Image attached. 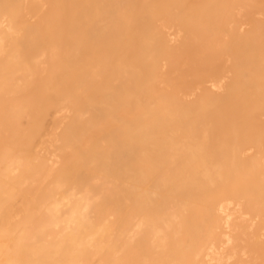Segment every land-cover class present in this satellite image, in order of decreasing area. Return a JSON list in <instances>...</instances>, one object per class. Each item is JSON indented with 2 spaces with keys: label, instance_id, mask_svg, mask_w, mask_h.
Here are the masks:
<instances>
[{
  "label": "bare ground",
  "instance_id": "obj_1",
  "mask_svg": "<svg viewBox=\"0 0 264 264\" xmlns=\"http://www.w3.org/2000/svg\"><path fill=\"white\" fill-rule=\"evenodd\" d=\"M0 264H264V0H0Z\"/></svg>",
  "mask_w": 264,
  "mask_h": 264
}]
</instances>
